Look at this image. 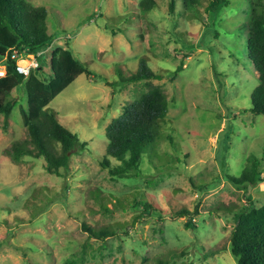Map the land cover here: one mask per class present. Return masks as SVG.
Segmentation results:
<instances>
[{
  "label": "rangeland",
  "instance_id": "374dc122",
  "mask_svg": "<svg viewBox=\"0 0 264 264\" xmlns=\"http://www.w3.org/2000/svg\"><path fill=\"white\" fill-rule=\"evenodd\" d=\"M30 1L48 8L55 43L69 44L90 64L92 73L50 104L89 145L72 155L62 176L49 173L43 158L14 160L6 149L28 136L25 87L16 88L11 115L0 112V264H238L231 245L236 215L264 204V114L251 110L260 79L239 29L251 0H229L216 12L204 0L198 18L171 12V0H156L151 10L142 0ZM143 58L158 72L181 61L186 67L174 81L153 80L170 99L156 149L140 173L113 177L101 163L106 129L147 90L146 80L120 81ZM251 156L263 180L239 187L230 176H240ZM139 200L160 211H145ZM189 220L197 227H187ZM85 224L115 232L102 239Z\"/></svg>",
  "mask_w": 264,
  "mask_h": 264
},
{
  "label": "trees",
  "instance_id": "16d2710c",
  "mask_svg": "<svg viewBox=\"0 0 264 264\" xmlns=\"http://www.w3.org/2000/svg\"><path fill=\"white\" fill-rule=\"evenodd\" d=\"M203 3L204 0H171L169 8L171 12L179 11L198 18ZM251 3L250 17L240 24L239 29L246 31L248 54L259 72L260 81L252 93L251 110L264 114V0H251ZM141 4L145 10H151L157 6V1L142 0ZM222 4L229 5L230 2L210 0L206 10L216 12ZM48 16L46 6L36 5L30 0H0V65L6 68V73L0 75V112L9 118L18 102L17 97H13L14 91L24 85L27 107L21 105V112L28 136L15 140L6 151L16 161L26 157L43 158L49 173L62 176L63 170L70 165L72 155L86 148L89 142L81 140L77 132L63 124L59 113L50 104L79 75L90 74L92 69L69 44L55 43L58 37L50 31ZM15 50L38 56L40 66L32 69L29 75L19 72V61L12 56ZM40 50L50 52L39 56ZM47 54H50V71L45 66ZM185 67L181 61L173 70L158 72L143 58L137 71L128 76L122 75L121 82L146 80L148 88L126 104L123 113L107 126L108 144L101 163L113 177L140 173L145 156L156 149L164 135L163 124L170 110V99L164 87L153 80L168 78L174 81ZM105 80L112 84L106 77ZM112 158L118 162H113ZM230 178L239 187L244 183L258 184L263 180L259 159L249 157L241 175ZM139 203L147 212L160 211L152 201L139 200ZM106 208L110 210L109 206ZM188 212L180 210L178 214ZM236 219L231 245L238 264H264V204L246 207L237 213ZM186 226L197 227L191 220ZM85 227L93 236L102 239L115 232L91 228L87 224Z\"/></svg>",
  "mask_w": 264,
  "mask_h": 264
},
{
  "label": "built area",
  "instance_id": "2783aa9c",
  "mask_svg": "<svg viewBox=\"0 0 264 264\" xmlns=\"http://www.w3.org/2000/svg\"><path fill=\"white\" fill-rule=\"evenodd\" d=\"M49 50H40L38 52V55H42L44 53H46ZM24 55L22 53H20L18 50H15L13 53V58L17 59L18 65H17V69L19 72L25 74V75H29L32 71V69L37 68L40 66L41 60L38 56H33V58H30L28 61L26 62H21L20 58L21 56Z\"/></svg>",
  "mask_w": 264,
  "mask_h": 264
}]
</instances>
